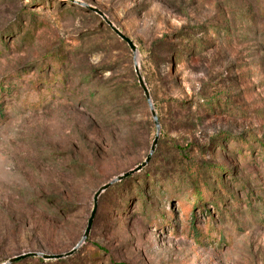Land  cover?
<instances>
[{"label":"rangeland","instance_id":"1","mask_svg":"<svg viewBox=\"0 0 264 264\" xmlns=\"http://www.w3.org/2000/svg\"><path fill=\"white\" fill-rule=\"evenodd\" d=\"M96 10L158 144L74 255L13 264H264V0H0V264L70 253L158 136Z\"/></svg>","mask_w":264,"mask_h":264},{"label":"water","instance_id":"2","mask_svg":"<svg viewBox=\"0 0 264 264\" xmlns=\"http://www.w3.org/2000/svg\"><path fill=\"white\" fill-rule=\"evenodd\" d=\"M97 11V10H96ZM102 18L104 19L105 23L110 27V29L112 30V32L119 38L121 39L124 43H126L129 48L131 49V51L133 52L134 56H135V69H136V75H137V78H138V82H139V85L141 87V89L143 90L144 92V95L146 97V100L149 104V107L151 109V112H152V116H153V119H154V122H155V126L157 128V131H158V136L156 137L154 143H153V147H152V150H151V153L150 155L148 156V158L146 159V161L144 163H142L140 166H138L136 169L132 170V171H129L127 173H124L122 175H120L119 177H117L116 179H114L113 181H111L110 183H108L107 185L103 186L99 191L98 193L96 194L95 196V209H94V212L92 214V217L89 221V224H88V228L85 232V235L83 237V240L82 242L76 247L74 248L70 253H67L65 255H44V254H38V253H33V254H28V255H24V256H20V257H17L15 259H12L9 263L10 264H13V263H16V262H19L27 257H40L44 260H61V259H64V258H67V257H70L72 255H74L77 251H78V248L88 239L90 233H91V229H92V225H93V221H94V217H95V214H96V208H97V199L98 197L103 193L105 192L106 190H108L110 187H112L114 184L118 183V182H121L131 176H133L134 174L142 171L144 168H146L148 166V164L150 163L151 161V158L156 150V147H157V144H158V140H159V132H160V122H159V118H158V115H157V112L155 110V107L153 105V102H152V99H151V95H150V91L145 83V80L144 78L142 77L141 75V72H140V68H139V65H138V61H137V57H138V48L137 46L135 45V43L129 39L127 36H125L117 27H115L113 25V23L111 21H109L102 13L98 12Z\"/></svg>","mask_w":264,"mask_h":264},{"label":"trees","instance_id":"3","mask_svg":"<svg viewBox=\"0 0 264 264\" xmlns=\"http://www.w3.org/2000/svg\"><path fill=\"white\" fill-rule=\"evenodd\" d=\"M263 153H264V150H263ZM185 162L187 164V168H186L187 177L190 181L189 193L191 192L192 196H194L196 200V204L194 205L193 208H188V206L186 205V202H182L180 203V206H181V210L183 214H185V217H187L188 221H190L189 228L192 229L193 232H195L197 231L195 229V222L197 220L196 210H200L202 208V205L208 203V201L203 198V194L206 193V189H205L204 182L201 180V176H199L198 165L192 163L191 161L189 162L185 161ZM214 175L217 176V174H214Z\"/></svg>","mask_w":264,"mask_h":264}]
</instances>
